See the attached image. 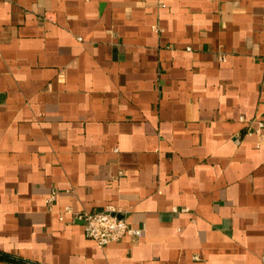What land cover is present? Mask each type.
<instances>
[{
  "label": "crops",
  "instance_id": "obj_1",
  "mask_svg": "<svg viewBox=\"0 0 264 264\" xmlns=\"http://www.w3.org/2000/svg\"><path fill=\"white\" fill-rule=\"evenodd\" d=\"M259 122L264 0H0V264H260Z\"/></svg>",
  "mask_w": 264,
  "mask_h": 264
},
{
  "label": "built area",
  "instance_id": "obj_2",
  "mask_svg": "<svg viewBox=\"0 0 264 264\" xmlns=\"http://www.w3.org/2000/svg\"><path fill=\"white\" fill-rule=\"evenodd\" d=\"M264 127L262 122H259L255 133L260 134L261 129ZM238 141V138L235 137ZM54 195L51 194L47 197L46 202L49 209L52 208ZM71 213L66 208L59 214L60 220H63L65 215ZM121 210L113 206L106 207L103 211L87 213L78 215L77 219L82 220L84 226L85 236L97 243L99 246H105L110 243L118 242L123 237H130L131 239H139L142 231L138 228L131 227L122 217ZM260 264H264V255L260 259Z\"/></svg>",
  "mask_w": 264,
  "mask_h": 264
}]
</instances>
